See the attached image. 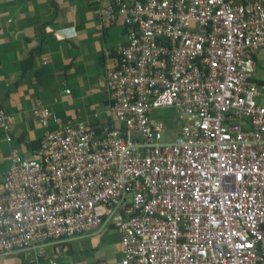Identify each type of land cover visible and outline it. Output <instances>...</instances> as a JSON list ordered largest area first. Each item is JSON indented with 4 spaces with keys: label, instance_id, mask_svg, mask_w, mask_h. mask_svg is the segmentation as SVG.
<instances>
[{
    "label": "built area",
    "instance_id": "obj_1",
    "mask_svg": "<svg viewBox=\"0 0 264 264\" xmlns=\"http://www.w3.org/2000/svg\"><path fill=\"white\" fill-rule=\"evenodd\" d=\"M120 19L105 76L119 125L62 126L37 105L36 156L0 185V256L108 226L116 264H264V0H111L98 26ZM167 109L175 138L153 118Z\"/></svg>",
    "mask_w": 264,
    "mask_h": 264
},
{
    "label": "crops",
    "instance_id": "obj_2",
    "mask_svg": "<svg viewBox=\"0 0 264 264\" xmlns=\"http://www.w3.org/2000/svg\"><path fill=\"white\" fill-rule=\"evenodd\" d=\"M110 2L0 0V104L10 123L7 134L0 128V185L14 156L25 161L36 156L45 133L32 114L37 105L62 126L116 123L107 111L105 76L115 70L117 47L127 41L128 30L122 19L99 28V13ZM254 63L259 80L264 48ZM121 251L120 234L107 226L9 251L0 264H116Z\"/></svg>",
    "mask_w": 264,
    "mask_h": 264
},
{
    "label": "rangeland",
    "instance_id": "obj_3",
    "mask_svg": "<svg viewBox=\"0 0 264 264\" xmlns=\"http://www.w3.org/2000/svg\"><path fill=\"white\" fill-rule=\"evenodd\" d=\"M154 116L162 120L167 128L168 135H171L172 138L176 137L177 132L179 131L180 125L177 124V115L171 110L167 109L164 111L155 112ZM167 135V136H168ZM135 139H140L139 135L134 134Z\"/></svg>",
    "mask_w": 264,
    "mask_h": 264
},
{
    "label": "trees",
    "instance_id": "obj_4",
    "mask_svg": "<svg viewBox=\"0 0 264 264\" xmlns=\"http://www.w3.org/2000/svg\"><path fill=\"white\" fill-rule=\"evenodd\" d=\"M127 28V27H126ZM127 30H128V28H127Z\"/></svg>",
    "mask_w": 264,
    "mask_h": 264
}]
</instances>
